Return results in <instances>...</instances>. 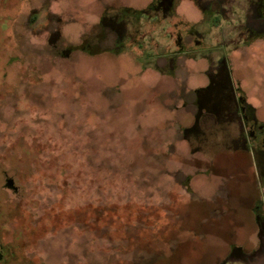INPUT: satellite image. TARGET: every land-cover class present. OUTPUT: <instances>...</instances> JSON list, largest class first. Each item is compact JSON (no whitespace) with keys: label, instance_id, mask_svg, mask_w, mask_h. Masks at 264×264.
Wrapping results in <instances>:
<instances>
[{"label":"rangeland","instance_id":"rangeland-1","mask_svg":"<svg viewBox=\"0 0 264 264\" xmlns=\"http://www.w3.org/2000/svg\"><path fill=\"white\" fill-rule=\"evenodd\" d=\"M170 1L0 0V264H264V172L198 98L226 59L264 124V36L249 0Z\"/></svg>","mask_w":264,"mask_h":264},{"label":"flooded vegetation","instance_id":"flooded-vegetation-1","mask_svg":"<svg viewBox=\"0 0 264 264\" xmlns=\"http://www.w3.org/2000/svg\"><path fill=\"white\" fill-rule=\"evenodd\" d=\"M230 1H226V3H232L235 0ZM168 2L171 4L170 0ZM168 2L164 0L163 5H166ZM258 5L260 4L255 2L251 3V13L252 11L253 13L247 22L249 21L256 30L263 31L264 18H258ZM166 6L168 8L170 5ZM210 68L206 71L208 84L198 91L200 94L198 95L201 103L200 107L205 108L206 111L204 110V112L207 115V119L213 117L217 122L237 127V135L232 139L237 150L240 148H249L252 142L255 140L257 142L259 138L262 139L261 142L264 145V124L255 121L253 125L249 126L248 114H246L248 109L247 104L241 100V94L238 92V87L232 82L228 67H226L223 61H218L216 68ZM262 152H264V148L257 149V153ZM260 232V235L264 237V226H260Z\"/></svg>","mask_w":264,"mask_h":264},{"label":"trees","instance_id":"trees-1","mask_svg":"<svg viewBox=\"0 0 264 264\" xmlns=\"http://www.w3.org/2000/svg\"><path fill=\"white\" fill-rule=\"evenodd\" d=\"M250 4L251 3H259L260 5L259 6V14H258V18L261 19V18H264V0H249ZM262 4V5H261ZM253 13V11H252ZM245 31L246 33L249 35L248 39L245 41L246 43H249L251 42L252 40H255L257 37H262L264 36V30H256L255 28H253V25H251V23L248 21L246 22L245 26ZM223 61V60H222ZM224 62V61H223ZM226 67H228L227 63H225ZM238 92L240 93V89L238 90ZM241 94V93H240ZM241 100L243 102H245V97L243 95H241ZM225 155V158L227 157H233L235 160L236 159H239L240 161H242V164L245 163V165H250L251 166V176L249 178L250 180V184H252L254 186V182H253V178H254V166H253V161H252V157H251V153H250V150L249 148H240L239 150L235 151L234 153H232V155H228V154H223ZM218 163L216 164L217 166H212V169L217 172L216 174L218 175H222V174H230L228 172H221L219 171V167L221 166L220 164V157H218L217 159ZM241 169H242V166H241ZM244 169V168H243ZM253 173V174H252ZM240 174H243L240 173ZM255 188V187H254ZM254 217H255V220L257 221L258 225L257 226H264V216H263V213H264V205H263V202L261 200V198L258 196V192L257 190L255 189V199L252 201V204H251V207H250ZM119 217H122L119 216ZM22 222V221H21ZM20 228L18 229L19 231H23V228H24V223L22 222L20 224ZM30 229V228H29ZM28 228L26 229L27 231L29 230ZM32 230V229H31ZM23 242L21 241L16 247H15V256L12 255L10 257H8L6 259V261L2 264H28L27 260H29L25 254H24V250L22 249L23 248ZM32 260V259H31ZM27 261V262H26ZM32 261H30L31 264Z\"/></svg>","mask_w":264,"mask_h":264},{"label":"crops","instance_id":"crops-1","mask_svg":"<svg viewBox=\"0 0 264 264\" xmlns=\"http://www.w3.org/2000/svg\"><path fill=\"white\" fill-rule=\"evenodd\" d=\"M222 60H224V64L227 63L226 59H222ZM231 79H232V75H231ZM232 82L235 83L233 79H232ZM249 150H250V148H249ZM250 153H251V157H252L253 162H255L254 157L256 158V163H253L254 170H255V166H256L257 171L259 169L260 171L264 172V162L262 161V156H263L264 152H262V153L255 152L254 153V152H251V150H250ZM257 171H255L256 175H257Z\"/></svg>","mask_w":264,"mask_h":264}]
</instances>
